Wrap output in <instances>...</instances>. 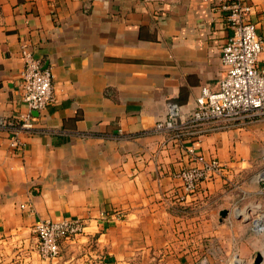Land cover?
I'll return each mask as SVG.
<instances>
[{
  "label": "crops",
  "instance_id": "0c3cea01",
  "mask_svg": "<svg viewBox=\"0 0 264 264\" xmlns=\"http://www.w3.org/2000/svg\"><path fill=\"white\" fill-rule=\"evenodd\" d=\"M250 3L264 40V0ZM227 36L216 0H0V117L35 126L0 131V264H75L80 250L81 264H245L263 251L264 119L178 140L155 130L169 103L188 117L218 88ZM22 44L53 72L41 112L21 98ZM192 146L223 168L188 194L176 174L200 165ZM62 219L85 230L43 260L33 227Z\"/></svg>",
  "mask_w": 264,
  "mask_h": 264
},
{
  "label": "built area",
  "instance_id": "2783aa9c",
  "mask_svg": "<svg viewBox=\"0 0 264 264\" xmlns=\"http://www.w3.org/2000/svg\"><path fill=\"white\" fill-rule=\"evenodd\" d=\"M216 6L224 15L228 31L221 47L223 74L216 90L207 86L202 88L196 107L188 117H183L178 104H168L166 117L156 123L155 130L171 133L177 140L187 128H222L264 119V69L258 66L264 51V40L257 32V25L251 20L253 6L250 0H216ZM20 54L23 61L21 98L30 110L41 112L55 101L52 69L44 68L25 44H22ZM33 120L30 115H22L17 120L0 117V131L32 132L35 130ZM12 146L18 147L19 142L15 139ZM188 153L192 160H200L194 146ZM222 168L223 164L217 158L200 160V165L182 169L176 174V178L182 183L185 192L190 194L196 192L203 181L218 174ZM256 180L264 194V166L257 173ZM263 224V220L255 221L258 232H264ZM84 230L85 223L82 219L38 222L33 227L38 255L43 260L57 259L61 243L76 238Z\"/></svg>",
  "mask_w": 264,
  "mask_h": 264
},
{
  "label": "rangeland",
  "instance_id": "374dc122",
  "mask_svg": "<svg viewBox=\"0 0 264 264\" xmlns=\"http://www.w3.org/2000/svg\"><path fill=\"white\" fill-rule=\"evenodd\" d=\"M263 225H264V224H263ZM89 249H92L91 251H93V248H90V247H89ZM261 252H263V251H261ZM85 253H86V252H85L84 250H80V252L77 253L76 258H75V261H76L75 264H81V263H78V262H79V260H81L82 258L85 257V255H86ZM89 257H90V256H89ZM69 259H72L71 255H70V258H69ZM254 259H255V258H254ZM254 259H253V261H252V260H249V262L247 261L245 264H253ZM232 264H234V262H233ZM263 264H264V262H263Z\"/></svg>",
  "mask_w": 264,
  "mask_h": 264
},
{
  "label": "water",
  "instance_id": "95a60500",
  "mask_svg": "<svg viewBox=\"0 0 264 264\" xmlns=\"http://www.w3.org/2000/svg\"><path fill=\"white\" fill-rule=\"evenodd\" d=\"M226 215H227V211H224L221 213L222 217H225ZM263 262H264V249H263V252H259L256 255L253 264H263Z\"/></svg>",
  "mask_w": 264,
  "mask_h": 264
}]
</instances>
